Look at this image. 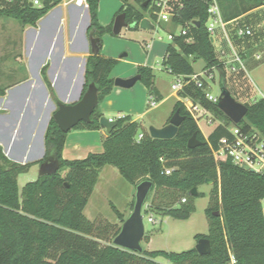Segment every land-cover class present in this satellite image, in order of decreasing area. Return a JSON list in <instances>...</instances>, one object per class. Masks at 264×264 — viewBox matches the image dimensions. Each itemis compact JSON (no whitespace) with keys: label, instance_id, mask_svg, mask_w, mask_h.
I'll use <instances>...</instances> for the list:
<instances>
[{"label":"trees","instance_id":"16d2710c","mask_svg":"<svg viewBox=\"0 0 264 264\" xmlns=\"http://www.w3.org/2000/svg\"><path fill=\"white\" fill-rule=\"evenodd\" d=\"M61 1L40 0V5H31L34 0H0V17L16 18L22 26H36L40 18ZM154 1L135 0L137 5L125 2L116 16L126 13V20L136 23L133 28L137 29L149 8L154 10ZM245 1L248 4H243L241 10L228 16L222 13L223 18L229 21L264 5V0ZM99 2L88 0L91 15L88 31L102 49L105 34H119L113 32V23L107 26L100 23ZM210 4L211 0H181L178 13L171 22L173 27L181 25L189 27V31L187 35L175 34L168 44L163 64L175 76H189L195 73L190 57H201L206 63L204 70H219L221 83L226 85L225 65L218 57L207 28ZM251 27L255 32V27ZM190 37L193 40L188 42ZM235 39L244 40L242 37ZM118 62L119 59L105 56L101 50L88 56L82 97L94 82L98 87L99 104L91 121L80 122L72 130L103 128L100 124L103 113L98 107L115 87L111 73ZM47 70L45 65L42 76L59 107L61 102ZM137 74L141 75L140 80L150 94L161 101L163 97L155 85L153 68L139 65ZM8 88L0 83V97L6 95ZM179 96L199 100L213 113L230 119L216 103L205 97L202 88L194 84L186 86ZM245 104L248 112L238 126L243 131H255L253 128H256L264 136V98ZM178 109L184 118L175 137L154 138L141 121L125 115L117 119V125L104 138L103 151L91 152L81 159L63 157L69 132L59 127L54 116L46 132V155L40 161H13L0 145V264H264V217L261 210L264 176L236 165L229 157L215 158L213 151L220 148V139L231 135L227 125L219 124L205 136L181 99L176 101L171 116ZM194 134L202 143L191 148L188 143ZM49 158L58 160V171L39 175L27 182L20 193L19 176ZM105 165L117 167L135 185L146 179L153 181V196L147 205V211L153 217L160 214L189 219L195 211V198L205 196L202 191L193 195L191 190L205 184L206 179H212L205 209L209 230L195 235L197 242L201 238L210 240L211 252L201 254L196 247L180 252L145 248L138 252L113 243L102 244L101 240L115 238L121 227L113 231L110 223L102 227L89 219L84 211ZM165 167L172 168V172L166 174ZM183 198H186L185 202H182ZM116 211L124 222L123 215ZM144 237L149 241V235ZM159 257L168 262L159 261Z\"/></svg>","mask_w":264,"mask_h":264},{"label":"crops","instance_id":"0c3cea01","mask_svg":"<svg viewBox=\"0 0 264 264\" xmlns=\"http://www.w3.org/2000/svg\"><path fill=\"white\" fill-rule=\"evenodd\" d=\"M125 2L136 3L135 0H100L98 7L100 23L104 26L114 24L116 14ZM262 10H264V5L226 21L222 13L228 16L236 11L226 12L220 6L222 19L226 26L225 30L221 27L222 31H220L218 38L214 36V44L216 51L218 48L217 40L220 45H226L228 42L231 46L230 49H226L228 52L230 50V54L222 49L221 54L225 59H222L217 53L224 63L225 69L226 65L231 63L232 66H236V71L243 68L240 63L238 64L240 66L236 64L235 52L242 56L244 69L247 65H254L252 62L256 55H260L262 58L258 48L264 43L263 32L256 33L255 28L252 36L242 37L244 40L241 41L235 39L240 38L236 31L238 23L253 26V20L248 18L252 14H258V18L261 19L260 23L264 25ZM145 17H150V15L147 13ZM90 24L91 15L88 5L60 2L40 18L36 26L30 24L22 26L20 38L25 79L9 86L6 95L0 97V145L11 160L28 163L40 161L46 155V132L52 116L58 109V104L51 97L43 79L42 68L45 65L48 66V78L52 82L61 103L73 104L82 98L86 81L87 59L93 53L92 39L88 31ZM5 27L2 21L0 31L5 32ZM110 36L112 35L109 33L104 35L101 53L119 59L120 66L132 65L133 68L132 72L131 67H128L127 70H123L121 74L115 76L114 71L119 66L115 67L111 73L112 78L132 77V75L137 74L139 65H147L146 62L144 64L132 62L129 53L120 54L124 46L118 45ZM246 38L247 40H245ZM253 50H256L255 54L252 52ZM131 88L115 85L112 92L101 103V112L107 117L117 120L119 114L125 115V111L135 110V106L120 101L122 95H128L124 89ZM145 90L147 93L149 92V89L145 88ZM158 91L162 96L159 88ZM181 98L184 97H178V99ZM145 113L146 111L139 112V115L133 119L141 121ZM142 123L146 126L144 122ZM165 124L166 122L154 126L162 127ZM201 130L203 131L202 128ZM108 133L105 127L96 130L70 131L66 138L63 157L65 159H81L91 152L103 151V140ZM203 133L205 136L210 134H206L204 131ZM144 242L146 246L142 245L145 249L157 250L151 247L153 242L151 235H149V241Z\"/></svg>","mask_w":264,"mask_h":264},{"label":"rangeland","instance_id":"374dc122","mask_svg":"<svg viewBox=\"0 0 264 264\" xmlns=\"http://www.w3.org/2000/svg\"><path fill=\"white\" fill-rule=\"evenodd\" d=\"M170 2L174 6L181 4V0H170ZM217 3L219 8L221 6L226 12L241 10L243 4H248L245 0H217ZM135 5L137 4L135 3ZM261 14H264V10L261 11ZM258 16V14H252L248 18L253 20L252 24L257 32L264 33V25L260 23L261 19ZM2 21L6 26V30L5 32L0 31V83L3 86H11L23 80L25 74L20 38L22 25L19 20L13 17H0V25ZM182 28L181 25L173 27L172 22L161 21L151 30H144L140 27L137 29L125 27L119 35L110 36L118 45L124 46L120 54L129 53V58L132 62H142L141 64L146 62L148 66L153 68L155 85L160 89L164 99L158 100L160 102L159 105L150 107L148 104L149 92L147 93L145 90L148 87L141 80L131 89H124L128 95L124 94L125 96L122 95L120 97V101L124 104L128 103V105L135 106V110L125 111V115L135 118L139 115V112L146 111L141 121L144 122L147 129L151 125L167 122L178 100L179 93L172 89V84L176 82V76L170 73L163 64V58L167 52L168 44L171 43L168 38L169 33L177 34ZM220 31H222V28L218 26L215 32L216 38L219 37ZM217 45V53L222 59H225L221 54L222 49L228 50L231 46L228 42L226 45H220L218 40ZM252 52L255 54L256 50ZM258 52L262 55V58L257 59L255 56L252 62L254 65H247L246 69L242 68L236 71L232 69V63L226 65V85L236 99L242 103H253L264 98V43L258 49ZM227 53L230 54V50ZM190 59L195 73H202L206 64L205 60L201 57L193 56ZM236 64L238 65L239 63L236 62ZM115 67H118L114 71L115 76L121 74V71L127 70L128 67H131V72L133 70L132 65L127 67L120 66V61ZM214 75V81L210 83L207 90L212 95L219 97L222 91L220 85L221 73L215 69ZM203 76H205L204 73ZM98 109L102 110L101 104ZM212 115L213 122L211 123L208 122L209 117L207 116L199 121L200 127L206 134L211 133L220 122H224L228 127H234L230 119L209 112V116L212 117ZM253 129L264 137L256 128ZM39 170L40 165L37 164L29 172L19 176L20 193L27 182L38 178ZM62 173L65 175L66 170ZM211 189L212 183H205L198 187V190L204 192L205 196L195 198V211L189 219H176L167 215L154 214L156 222L149 220L151 213L147 211V205L153 196V192H150L142 213L144 215L145 234L151 235L153 239L152 249L180 252L196 247L197 240L195 235L197 233H207L209 230L205 208L209 202ZM136 192L137 185L125 178L117 167L105 165L100 171L98 182L84 212L89 219L96 221L102 227H104L105 223H110L113 231L114 228L121 227L123 224V220L118 216L116 210L123 215L124 219H127L133 211ZM113 240L114 238L111 241L101 240V243L114 244ZM143 240L146 241L145 237ZM144 241L142 244L146 246ZM159 260L163 263L168 262L163 257H159Z\"/></svg>","mask_w":264,"mask_h":264},{"label":"water","instance_id":"95a60500","mask_svg":"<svg viewBox=\"0 0 264 264\" xmlns=\"http://www.w3.org/2000/svg\"><path fill=\"white\" fill-rule=\"evenodd\" d=\"M34 2H31L33 5ZM147 5V3H145ZM153 13V7H150L148 14L151 16ZM136 23H129L126 20V13H120L116 16L113 24V32L115 34H120L123 28H133ZM139 27L144 30H150L155 28V24L152 22L150 17H144L140 23ZM214 41V38L211 37ZM92 51L97 54L100 52L101 48L97 44L96 39H92ZM141 79L140 74H136L129 78L117 77L115 78V85L123 88L133 87ZM222 91L219 96L216 105L221 109L233 123L239 124L245 118L248 112V106L245 103L240 102L232 94L229 88L220 83ZM99 104V94L97 85L92 82L84 96L73 104H59L58 109L54 113V118L58 123L59 127L64 132H70L75 126L80 122L91 121V116L95 112L96 107ZM183 116L180 110L171 116L169 122L162 127H156L151 125L149 127V132L152 137L160 139H171L176 136L179 130V126L183 121ZM117 120L111 119L106 115L100 117L101 126L105 127L108 132H111L113 128L117 125ZM202 142L194 134L189 140V147L193 148ZM60 164L57 159L49 158L40 165V175L43 174H53L58 171ZM243 168L250 170L248 165H243ZM206 183H213L212 179H206ZM154 187L153 181L146 179L141 181L137 185L136 199L132 213L125 219L121 226V230L118 235L114 238L113 242L116 246L122 247L131 251L142 252L144 247L142 245L143 238L145 236V224L144 215L142 213L143 207L147 202V198ZM199 193L198 187H194L191 190V194L197 195ZM196 249L201 254H207L211 252V242L208 238H201L197 244Z\"/></svg>","mask_w":264,"mask_h":264},{"label":"built area","instance_id":"2783aa9c","mask_svg":"<svg viewBox=\"0 0 264 264\" xmlns=\"http://www.w3.org/2000/svg\"><path fill=\"white\" fill-rule=\"evenodd\" d=\"M61 2H74L78 5H88V0H62ZM34 3L36 5H40V0H34ZM180 6L181 4L178 6L172 5L170 0H155L154 10L150 18L155 26L161 21L171 22L173 17L178 13V9ZM209 14L210 18L207 23V28L210 35L214 38L217 27L220 26L225 30L226 26V23L222 19L217 0H211ZM188 31L189 27H184L177 34L187 35ZM236 31L238 36L240 37L252 36L254 33L252 27L239 23L237 24ZM174 37L175 34L173 33H170L168 35V38L171 41H173ZM192 40L193 38L191 37L187 38L188 42ZM256 57L261 58L260 55H256ZM234 60L240 63L243 68H245L242 56L238 52H235ZM232 69L237 70L236 66H232ZM203 73L205 74V76H203ZM214 78V71L211 70H204L202 73H194L189 76L177 75L176 82L172 84V89L179 93L180 91L184 90L186 86L194 84L198 88H202L204 90L205 97L209 101L216 103L219 97L212 95L207 90L210 86V83L214 81ZM181 100L198 124L199 121L205 116L209 117V123L213 122V115L212 117L209 116V112L212 113V111L203 106L199 100L195 101L190 96L181 98ZM159 103L160 102L158 101L156 95H149L148 104L150 105V107H156L157 105H159ZM122 117H125V115H118V118ZM219 124L226 125L224 122H220ZM233 125L234 127L227 126L231 132V135L222 137L220 139V148L214 150L213 155L216 159H218L219 157H229L236 165H239L241 167H243V165H248L251 171L264 176V137H262L256 131H243L241 127L238 126V124L233 123ZM165 172L166 174H170L172 172V168L165 167ZM185 201L186 198H183L182 202ZM261 210L264 217V198L261 200ZM149 220L152 222H156L155 218L152 215L149 216Z\"/></svg>","mask_w":264,"mask_h":264}]
</instances>
